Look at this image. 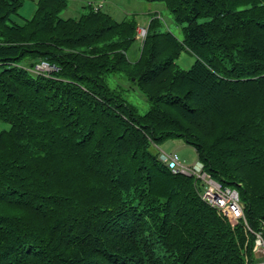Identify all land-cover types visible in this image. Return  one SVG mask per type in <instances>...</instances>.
Masks as SVG:
<instances>
[{
  "label": "trees",
  "instance_id": "trees-1",
  "mask_svg": "<svg viewBox=\"0 0 264 264\" xmlns=\"http://www.w3.org/2000/svg\"><path fill=\"white\" fill-rule=\"evenodd\" d=\"M0 0V264H249L264 243V0L163 2L181 37L88 2ZM141 38V39H140ZM139 43L135 45V43ZM134 50L135 53L131 51ZM194 56L183 69L176 58ZM46 63L50 69L38 68ZM112 80V82H109ZM138 90L141 112L124 91ZM181 138L237 190L200 197L158 144Z\"/></svg>",
  "mask_w": 264,
  "mask_h": 264
},
{
  "label": "rangeland",
  "instance_id": "rangeland-1",
  "mask_svg": "<svg viewBox=\"0 0 264 264\" xmlns=\"http://www.w3.org/2000/svg\"><path fill=\"white\" fill-rule=\"evenodd\" d=\"M90 2L98 6L101 10L112 14L116 19H122L125 16H134L137 20L138 28L147 27L152 16L159 19L155 29L170 30L177 36L181 37V25L175 22L170 12L166 9L163 2L149 0H67V5L61 10L60 15L63 17H76L85 8L83 5ZM34 0H24L19 14L28 17L33 11ZM139 30V29H138ZM141 39V38H140ZM139 44L138 42L135 45ZM135 53L134 50L131 51ZM194 61V56L187 50H183L176 58V63L180 68L186 69L190 67ZM109 82H112L110 80ZM126 98L137 108L144 112L148 103L144 96L136 89L124 91ZM9 124L0 119V129L8 128ZM158 150L170 153L178 163L184 165H192L197 162V155L192 145L187 144L181 138H169L158 144ZM260 260L262 259V251H256Z\"/></svg>",
  "mask_w": 264,
  "mask_h": 264
},
{
  "label": "built area",
  "instance_id": "built-area-1",
  "mask_svg": "<svg viewBox=\"0 0 264 264\" xmlns=\"http://www.w3.org/2000/svg\"><path fill=\"white\" fill-rule=\"evenodd\" d=\"M145 30H139V37H143ZM38 68L50 69L46 63L37 66ZM158 158L165 163L172 172H182L189 175H195L202 183V188L199 192L200 197L209 205L215 207L220 213L225 215L231 222L241 218L244 220L242 204L239 200L238 192L233 187L222 186L219 182L214 180L209 174L202 170V164L197 161L192 165H184L178 163L171 154L163 150H159ZM255 251H262V259L255 260L249 264H264V243L260 235L256 234Z\"/></svg>",
  "mask_w": 264,
  "mask_h": 264
}]
</instances>
